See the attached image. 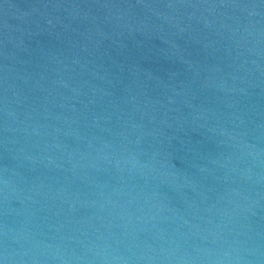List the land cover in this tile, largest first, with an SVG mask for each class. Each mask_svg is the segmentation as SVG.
<instances>
[{
  "label": "water",
  "instance_id": "water-1",
  "mask_svg": "<svg viewBox=\"0 0 264 264\" xmlns=\"http://www.w3.org/2000/svg\"><path fill=\"white\" fill-rule=\"evenodd\" d=\"M0 264H264V0H0Z\"/></svg>",
  "mask_w": 264,
  "mask_h": 264
}]
</instances>
